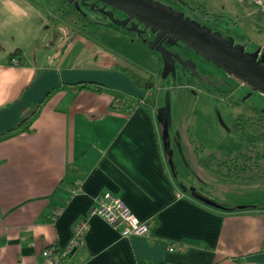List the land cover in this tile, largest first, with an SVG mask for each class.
I'll return each mask as SVG.
<instances>
[{
    "label": "crops",
    "instance_id": "0c3cea01",
    "mask_svg": "<svg viewBox=\"0 0 264 264\" xmlns=\"http://www.w3.org/2000/svg\"><path fill=\"white\" fill-rule=\"evenodd\" d=\"M39 6L0 0V136L39 110L29 130L0 139V264H37L45 247L70 244L82 218L90 227L74 264H264V206L211 205L188 192L164 153L156 107L150 113L114 106L119 94L95 70L97 54L91 71L79 56L69 63L79 31L61 54L49 53L71 31L59 6V41L41 38L52 17ZM17 50L21 64L14 65ZM82 81L104 88L75 85ZM106 191L138 217L152 218L150 233L125 238L92 215ZM170 245L182 250L171 252Z\"/></svg>",
    "mask_w": 264,
    "mask_h": 264
},
{
    "label": "rangeland",
    "instance_id": "374dc122",
    "mask_svg": "<svg viewBox=\"0 0 264 264\" xmlns=\"http://www.w3.org/2000/svg\"><path fill=\"white\" fill-rule=\"evenodd\" d=\"M37 2L39 11L52 17L48 23L51 28L45 29L41 38H54L53 18L59 6H64V28L71 31L49 53L59 50L61 54L60 46L74 40L75 29L80 35L71 49L69 63L79 56L87 64L86 70L91 71L92 56L97 54L95 70L117 96L139 90L150 97L156 92L154 117L166 141L164 153L171 160L175 179L188 192L227 207L264 206L263 93L181 42H165L168 51L178 55L174 68L166 71L160 52L149 47L153 33L135 20L118 22L117 18H124L123 15L113 13L114 9L102 1L80 0L78 5L71 0H66L65 5L63 0ZM187 2L197 7L198 12L193 11V15L202 16L203 26L219 30L235 45H243L246 52L261 50L264 54V19L251 1ZM181 7L186 12L190 10L187 5ZM54 39L60 38L56 35ZM126 70L130 74H125ZM122 73L126 80L120 76ZM150 73L155 76V87L140 88L134 77ZM238 155H242L239 177H231L225 165L218 171L219 164L229 165ZM245 166L246 170L241 169Z\"/></svg>",
    "mask_w": 264,
    "mask_h": 264
},
{
    "label": "water",
    "instance_id": "95a60500",
    "mask_svg": "<svg viewBox=\"0 0 264 264\" xmlns=\"http://www.w3.org/2000/svg\"><path fill=\"white\" fill-rule=\"evenodd\" d=\"M99 1L129 14V17L124 21L125 24L135 17L146 27L151 26L153 32H157L156 37L149 42V47L160 52L166 71L174 68V60L171 52L161 41L164 37H170L173 42H181L192 48L196 53L214 62L230 75L264 94V54H261V50L253 53L246 52L243 45H235L234 41L225 38L219 30L205 27L200 22L185 16L184 12L175 10L172 6L162 4L160 1ZM71 2L78 5L75 0H71ZM174 57L177 58L178 55ZM185 64L189 63L186 61ZM169 163L171 165V160ZM171 168L173 167L171 166ZM203 200L208 204L217 205L208 199Z\"/></svg>",
    "mask_w": 264,
    "mask_h": 264
},
{
    "label": "built area",
    "instance_id": "2783aa9c",
    "mask_svg": "<svg viewBox=\"0 0 264 264\" xmlns=\"http://www.w3.org/2000/svg\"><path fill=\"white\" fill-rule=\"evenodd\" d=\"M259 11L264 12V0H249ZM12 64L19 65L21 60L13 57ZM116 102L121 103V98H116ZM81 190V185L77 191ZM92 215H99L110 223L122 237L148 235L154 224L152 218L142 219L135 215L125 202L110 191L102 192L96 197V203L91 212ZM90 223L88 218L80 219L74 227L73 237L70 244L61 248L57 244L45 247L40 255L37 264H74V251L82 244V239L89 230ZM169 250L175 252L182 250V246L170 245Z\"/></svg>",
    "mask_w": 264,
    "mask_h": 264
},
{
    "label": "trees",
    "instance_id": "16d2710c",
    "mask_svg": "<svg viewBox=\"0 0 264 264\" xmlns=\"http://www.w3.org/2000/svg\"><path fill=\"white\" fill-rule=\"evenodd\" d=\"M259 17L261 19H264V12L262 11H259ZM18 55H20V51L17 50L15 51L12 56H15L17 57ZM127 74L129 73V71H125ZM130 74V73H129ZM133 76V75H132ZM134 77V76H133ZM136 79V82H137V85L140 87V88H145V89H152L155 87V76L153 74H147L145 76H135L134 77ZM66 85V84H65ZM75 85L77 86H83V87H88L90 85H93L94 87H97L98 89H103L104 88V85L100 84V83H97V82H87V81H82V82H78V83H75ZM62 88V86H58V87H55L53 90H51L48 95L46 96V98L42 101L44 102L49 96H51V94L53 92H56L58 90H60ZM156 92L153 93L152 96L150 97H140V96H135V95H131V94H126L124 96H117L116 98H121L122 100V103L118 104L116 102V100L113 102V105L118 107V108H125V109H128L130 111L134 110L136 107L138 106H141V107H144L148 112L152 113L153 110L155 109L156 107ZM41 105V104H40ZM38 105V107L40 106ZM39 110H37L35 108V110H33V112L31 113V115L27 118H25L24 120H22L17 126H15L13 129H11L10 131H8L6 134L4 135H1L0 136V139H3V138H7V137H10L12 136L13 134L19 132V131H27L31 128V125H32V122H33V119L37 116ZM242 155H238V159H234L229 165H227L226 163H222L219 164L220 168L218 169L219 172L222 171V166H227L228 169H229V174L231 177H239V167H240V163L239 162V157H241ZM241 169H244L246 170L247 167H241ZM231 170H234L237 175H235L234 173H230ZM232 172V171H231ZM234 174V175H233Z\"/></svg>",
    "mask_w": 264,
    "mask_h": 264
},
{
    "label": "flooded vegetation",
    "instance_id": "af4514ba",
    "mask_svg": "<svg viewBox=\"0 0 264 264\" xmlns=\"http://www.w3.org/2000/svg\"><path fill=\"white\" fill-rule=\"evenodd\" d=\"M76 2L77 1H80V0H75ZM84 2L85 1H87V0H83ZM153 1H160L162 4H166V5H169V6H172L173 7V9H175V10H178V11H182V12H184V14H185V16H189L191 19L192 18H196V19H198V20H196L197 22H200L201 23V21H200V19H202V16L201 17H197V16H199V15H193V11H195V14L198 12V10L196 9L197 7H193V6H191V5H189V2H187V0H173L172 1V3H170V2H167V1H165V0H153ZM181 5H187V7H189V11L188 12H186V11H184L183 10V8L181 7ZM109 6H111V5H109ZM112 7V6H111ZM114 10H113V13H118V14H121V15H123V17L124 18H117V20H119L120 21V19H126V18H128L129 17V14H127V13H125L124 11H122V10H120V9H116V8H114V7H112ZM197 10V11H196ZM137 21L138 23H140L139 22V20L138 19H136L135 17H132V19L129 21V22H131V21ZM118 21V22H119ZM140 24H142L144 27H146L145 26V24L143 23V22H141ZM202 24V23H201ZM203 25V24H202ZM209 27V26H208ZM148 30H150L149 32H152L153 33V38L152 39H154L155 37H156V35H157V32H153V28L150 26V27H146ZM214 30V29H213ZM162 44L164 45L165 44V42H168L169 44L171 43V44H176V43H179V42H173L171 39H170V37H164L163 39H162ZM156 50V49H155ZM172 54V56H173V60H175V53H171ZM180 56V55H179ZM177 60H178V58H177ZM261 112V111H260Z\"/></svg>",
    "mask_w": 264,
    "mask_h": 264
}]
</instances>
